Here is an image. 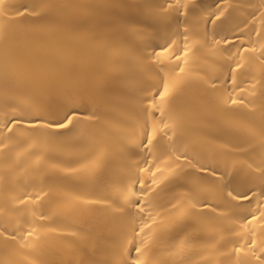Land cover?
<instances>
[{
	"label": "bare ground",
	"instance_id": "bare-ground-1",
	"mask_svg": "<svg viewBox=\"0 0 264 264\" xmlns=\"http://www.w3.org/2000/svg\"><path fill=\"white\" fill-rule=\"evenodd\" d=\"M137 260L264 264V0H2L0 264Z\"/></svg>",
	"mask_w": 264,
	"mask_h": 264
},
{
	"label": "snow or ice",
	"instance_id": "snow-or-ice-1",
	"mask_svg": "<svg viewBox=\"0 0 264 264\" xmlns=\"http://www.w3.org/2000/svg\"><path fill=\"white\" fill-rule=\"evenodd\" d=\"M0 2H2V0H0ZM219 18V17H217ZM165 93L167 92V87H165L164 89ZM233 103H235V101H233ZM73 116L72 112H68L64 115L63 120H59V121H54V126L59 127V128H65L67 127L69 124L72 123V119L71 117ZM147 143H151L150 140L147 141ZM229 196H231V193H228ZM239 195V194H238ZM136 252H139L140 249L136 248L135 249ZM125 264H127V262H125ZM134 264H140V261L137 260L134 262Z\"/></svg>",
	"mask_w": 264,
	"mask_h": 264
}]
</instances>
